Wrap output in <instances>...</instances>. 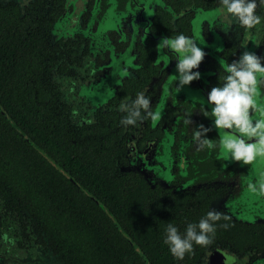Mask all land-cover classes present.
I'll list each match as a JSON object with an SVG mask.
<instances>
[{
	"label": "flooded vegetation",
	"instance_id": "1",
	"mask_svg": "<svg viewBox=\"0 0 264 264\" xmlns=\"http://www.w3.org/2000/svg\"><path fill=\"white\" fill-rule=\"evenodd\" d=\"M2 1L30 11L48 29L58 61L40 82L50 85L43 92L52 96L56 121L64 122L69 135L77 138L72 144L98 155L117 146V172L141 182L155 199L201 197L209 202L208 209L239 224L243 246L218 244L201 264H264V204L246 188L256 170L264 168V158L241 165L226 160L220 148L196 151L192 128L210 127L211 120L191 99H206L210 88L221 82L225 62L243 51L264 56V22L251 30L230 24L221 18L216 0ZM258 11L264 16V10ZM181 32L193 37L205 56L193 70L201 73L200 79L175 94L177 54L156 45L162 37ZM138 91H145L160 118L124 128L117 106ZM256 98L258 104L264 102V83L258 85ZM189 111L192 123L185 125ZM220 135L213 128L207 138ZM98 158L97 163L103 161V156ZM99 163L97 170H103ZM2 207L0 200V264H62L30 242L29 228L11 223ZM244 226L250 233L241 232Z\"/></svg>",
	"mask_w": 264,
	"mask_h": 264
},
{
	"label": "trees",
	"instance_id": "2",
	"mask_svg": "<svg viewBox=\"0 0 264 264\" xmlns=\"http://www.w3.org/2000/svg\"><path fill=\"white\" fill-rule=\"evenodd\" d=\"M56 61L41 19L0 0V200L5 217L29 228L30 242L62 264H201L218 244L241 248L239 224L222 218L209 245H194L182 260L168 252L162 243L166 224L182 231L207 212L209 202L184 195L155 199L141 182L117 172V146L98 155L73 145L77 138L56 121L52 96L43 92L50 85L40 82ZM102 156L98 163L104 169L97 170ZM225 223L227 229L220 227Z\"/></svg>",
	"mask_w": 264,
	"mask_h": 264
},
{
	"label": "clouds",
	"instance_id": "3",
	"mask_svg": "<svg viewBox=\"0 0 264 264\" xmlns=\"http://www.w3.org/2000/svg\"><path fill=\"white\" fill-rule=\"evenodd\" d=\"M217 11L222 19L237 24L244 30H251L264 22L258 9L264 10V0H216ZM157 49H168L177 54L175 64V85L177 94L194 80H199L198 69L205 52L191 36L178 33L173 37H162ZM264 56L245 50L238 59L225 62L221 82L210 88L204 97H191L199 112L210 117L211 126L203 124L192 128V143L196 151L220 148L226 160L250 165L264 158V102L257 103V87L264 83ZM206 108L208 110H206ZM117 111L123 113L119 123L124 128L136 127L146 120L157 121L160 113L151 108V100L145 91H138L134 97H124ZM192 112L186 113L185 125H191ZM213 128L220 132L218 139L207 138ZM260 204H264V168L255 172L254 179L246 184ZM229 220L215 209H208L198 221L187 222L181 231L174 223H167L162 239L168 252L182 260L186 253L193 251L194 245L207 246L215 235L217 221ZM225 223L220 227L227 229Z\"/></svg>",
	"mask_w": 264,
	"mask_h": 264
}]
</instances>
